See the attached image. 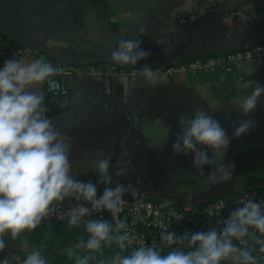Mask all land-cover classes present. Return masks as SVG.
I'll return each instance as SVG.
<instances>
[{
	"label": "crops",
	"instance_id": "0c3cea01",
	"mask_svg": "<svg viewBox=\"0 0 264 264\" xmlns=\"http://www.w3.org/2000/svg\"><path fill=\"white\" fill-rule=\"evenodd\" d=\"M90 6L93 2L79 6L85 15L76 21L73 3L46 0L38 5V15L59 19L60 30L41 27L39 33H18L12 30L22 27L18 18L0 28V66L12 58L31 60L18 54L24 47L66 66L98 65L99 73L81 74L71 81L69 96L60 102L62 112L52 118L70 138L71 159L76 170L86 173V181L96 177L91 161L82 166L85 154L99 151L112 155L116 169L128 170L115 179L123 184L143 182L152 198L171 203L207 202L264 189V98L247 117L256 127L230 144L226 162L235 164L231 182L211 184L193 169L191 155L175 156L171 150L178 118L197 109L213 115L231 136L232 124L242 118L233 99L257 82L264 84V57L245 63L235 74L179 75L158 79L156 87L111 72L113 67L129 70L145 63L114 64L111 53L121 39L138 38L151 53L146 63L152 67L222 56L264 43L263 20L231 17L241 10L264 12V0H98V12L92 13ZM3 36L23 48L13 49ZM82 43L92 48L80 55L74 49Z\"/></svg>",
	"mask_w": 264,
	"mask_h": 264
},
{
	"label": "clouds",
	"instance_id": "9594fccd",
	"mask_svg": "<svg viewBox=\"0 0 264 264\" xmlns=\"http://www.w3.org/2000/svg\"><path fill=\"white\" fill-rule=\"evenodd\" d=\"M150 55L133 37L120 40L111 61L118 66L145 62L139 76L156 87L158 76L146 63ZM56 75L58 71L43 58H12L0 66V253L9 241H18L55 217L67 218L69 228L83 225L87 238L80 237L75 250H65L74 264H90L95 253L113 246L118 250L110 264H257L254 253L264 254V200L242 201L217 221L218 227L182 235L164 229L159 233V243L153 240L151 245L133 247L127 222L110 223L102 214L107 212L115 219L127 203L126 195L136 198L138 189L115 179L128 170L116 169L112 155L99 151L92 156L85 154L82 164L86 167L92 162L96 182L79 179L81 173L71 159V140L57 129L44 106L45 88L54 83L52 77ZM262 98L264 84L259 82L234 97L233 104L242 118L232 124L231 136L205 110L180 116L179 131L171 144L173 154L191 155L193 169L213 185L231 182L235 164L226 162L230 144L256 127L247 117L256 112ZM94 213L101 215L94 218ZM0 264H10L9 258L0 259ZM11 264H49V260L33 248L23 255L13 254Z\"/></svg>",
	"mask_w": 264,
	"mask_h": 264
},
{
	"label": "built area",
	"instance_id": "2783aa9c",
	"mask_svg": "<svg viewBox=\"0 0 264 264\" xmlns=\"http://www.w3.org/2000/svg\"><path fill=\"white\" fill-rule=\"evenodd\" d=\"M232 18L243 20H263L264 12L256 10H241L231 14ZM188 24V21L184 22ZM18 54L26 59L43 58L45 62L50 63L60 75V79L53 80L51 86H47L46 93L50 96V101L67 98L70 94L71 81L81 74L99 73L97 68L80 69L77 67H69L60 63L51 57L41 54L37 50L24 47L18 50ZM264 57V43L254 45L246 50L225 53L222 56L210 58H195L187 62H177L161 66L153 67L158 79H170L179 75H206L215 72L226 74L238 73L241 67L250 61ZM141 68H132L129 70H119L112 68V75L131 80L142 79L139 76ZM143 80V79H142ZM81 173L79 179L86 181V174ZM96 182V178L91 179ZM138 189L139 195L133 198L126 195L123 211L114 219L109 213H103V217L109 215L113 223L118 220H125L128 225V231L133 236V247L142 243L151 245L153 240L159 243V233L164 229L175 231L178 235H182L185 231L196 232L208 230L211 227H218L217 221L226 218L228 213L235 209L242 201L246 202L250 199L264 200V189L257 188L244 190L233 195L213 198L207 202H178L171 203L162 199H154L148 193L143 182L132 184ZM103 186H100L102 191ZM65 210L68 207L64 206ZM101 214L94 213L99 218ZM61 223H67V218L59 220L55 217L46 221L39 228L54 226ZM257 255V264H264V254L254 253Z\"/></svg>",
	"mask_w": 264,
	"mask_h": 264
},
{
	"label": "trees",
	"instance_id": "16d2710c",
	"mask_svg": "<svg viewBox=\"0 0 264 264\" xmlns=\"http://www.w3.org/2000/svg\"><path fill=\"white\" fill-rule=\"evenodd\" d=\"M3 40L7 41L6 37L3 36ZM7 43L16 50L23 48L20 45H15L11 40L7 41ZM73 67H77L80 69H89L97 68L98 65H77ZM58 79H60V75L52 77V80ZM46 89L47 86L45 88L44 106L46 109V114L52 119L55 115L62 112L63 109L60 107V102L63 99L51 102L50 96L46 93ZM94 218L98 217L94 216ZM105 219L109 220L110 223H113L109 215H106ZM82 236L85 239L87 238L83 230V225H81L80 228H69L67 226V223H61L54 226L39 228L36 229L33 233L22 235L16 242L9 241L8 247L3 253H0V257L8 256V253H10V257H12L13 254L23 255L26 252L31 251L33 248H36L39 249L42 254L48 258L49 264H74V260L68 259L65 250L68 248L74 249V245ZM21 245H23V252H21ZM117 250L118 249L113 246L112 248H105L102 253H95V259L91 260L90 264H110L112 256ZM76 251L81 255L86 254L84 250Z\"/></svg>",
	"mask_w": 264,
	"mask_h": 264
},
{
	"label": "rangeland",
	"instance_id": "374dc122",
	"mask_svg": "<svg viewBox=\"0 0 264 264\" xmlns=\"http://www.w3.org/2000/svg\"><path fill=\"white\" fill-rule=\"evenodd\" d=\"M18 1L17 0H0V28L1 29L4 28L5 26L4 24L7 20H12L16 18H18V20L22 22V27L16 26L15 28H12V30L18 33L35 34V33H32L33 30L37 32L38 28L47 27L48 20H46L44 17H41V15L37 14L39 3L34 4L33 7H27L24 4V2H21L23 0H18ZM97 8H98V0H93V7L92 6L88 7L89 12L91 13L95 11L98 12ZM32 25L36 27L33 29ZM78 31L79 30H76V32ZM84 32L87 33V30L82 31L81 33H84ZM44 36L48 38L47 35H44ZM91 48H92L91 46L85 43L84 44L82 43L79 45L78 49H74V50L77 51V53H79L80 55H83L84 53L88 52ZM73 53L77 55V53L75 52ZM69 67H73V66H69ZM7 255L8 256L0 257V259H3L5 257L9 258L10 253H8ZM10 261H11V257H10Z\"/></svg>",
	"mask_w": 264,
	"mask_h": 264
},
{
	"label": "flooded vegetation",
	"instance_id": "af4514ba",
	"mask_svg": "<svg viewBox=\"0 0 264 264\" xmlns=\"http://www.w3.org/2000/svg\"><path fill=\"white\" fill-rule=\"evenodd\" d=\"M18 1V0H17ZM46 0H23L21 2H24V4L27 6V7H33L34 4H37V3H42ZM50 1H60V0H50ZM62 1V0H61ZM65 1H69L71 3H73L75 5V9H80L79 6H82L84 3H92L93 0H65ZM19 2V1H18ZM32 3V4H31ZM78 3V5L76 4ZM38 14V13H37ZM81 15L82 13L79 11L78 12V15H77V18L76 21H79L81 18ZM46 20H48V24H47V27L45 29H49V30H53V29H58L60 30L61 29V25H62V22L59 20V19H54L52 20L51 16L49 15ZM80 22H76V24H79ZM80 25V24H79ZM54 27V28H52ZM73 28V27H72Z\"/></svg>",
	"mask_w": 264,
	"mask_h": 264
},
{
	"label": "water",
	"instance_id": "95a60500",
	"mask_svg": "<svg viewBox=\"0 0 264 264\" xmlns=\"http://www.w3.org/2000/svg\"><path fill=\"white\" fill-rule=\"evenodd\" d=\"M76 4L78 5V3H76ZM79 11L82 13L81 16L83 17V16L85 15V11H82V10H79V9H75V11H72V14H73V15H76ZM82 17H81V18H82Z\"/></svg>",
	"mask_w": 264,
	"mask_h": 264
}]
</instances>
